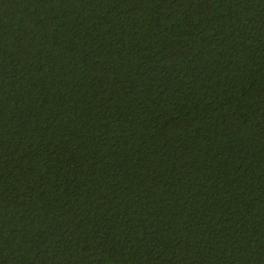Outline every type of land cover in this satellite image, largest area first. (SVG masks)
Wrapping results in <instances>:
<instances>
[{
  "label": "trees",
  "instance_id": "obj_1",
  "mask_svg": "<svg viewBox=\"0 0 264 264\" xmlns=\"http://www.w3.org/2000/svg\"><path fill=\"white\" fill-rule=\"evenodd\" d=\"M0 264H264V0H0Z\"/></svg>",
  "mask_w": 264,
  "mask_h": 264
}]
</instances>
